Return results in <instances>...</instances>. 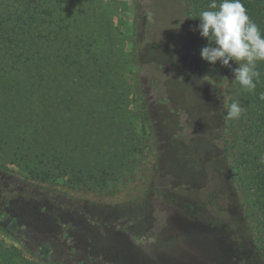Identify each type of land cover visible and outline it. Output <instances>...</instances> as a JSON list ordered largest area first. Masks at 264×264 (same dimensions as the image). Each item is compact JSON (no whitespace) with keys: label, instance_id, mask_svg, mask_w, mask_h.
Here are the masks:
<instances>
[{"label":"trees","instance_id":"1","mask_svg":"<svg viewBox=\"0 0 264 264\" xmlns=\"http://www.w3.org/2000/svg\"><path fill=\"white\" fill-rule=\"evenodd\" d=\"M74 1L81 0H0V60L15 51L27 56L37 45L51 52L47 61L53 53L58 57L55 43L60 24L68 16L64 7ZM170 1L180 11L185 41L174 45L169 66L144 52L138 67L146 58L153 69L165 75L164 83L170 73L193 97L190 107L171 109L176 118L168 135L161 121L162 103L156 102L153 109L152 103L144 100L140 111L143 142L152 141L158 151L149 185L158 181L173 192L158 200L156 188L149 187L137 202L119 207L85 204L54 194L50 199L29 200L18 194L6 201L0 198V220L8 225L13 222L18 230L11 232L0 224L17 242L0 239V264H45L40 251L44 244L75 264H258L254 252L264 262V101L259 99L264 92V62H258L261 80L255 91H244L231 71L238 67L235 62L223 67L219 61L210 65L200 57L208 41L199 34L198 17L208 10L211 0ZM242 3L264 35V0ZM34 56L33 62L40 61ZM233 101L245 111L240 119L227 120V107ZM199 114L203 115L201 127L197 126L200 134L186 141L181 131L189 121L181 117ZM145 148L147 145L142 146L141 155ZM39 154L34 158L38 161L28 159L33 161L28 165V177L43 181L47 173L40 177L44 170ZM36 163L40 167L33 166ZM196 173L203 175L199 184L183 179L189 175L194 179ZM107 174L79 168L70 180L112 191ZM168 177L178 180L168 182ZM5 181L0 171V187ZM198 188L206 192L205 200L183 199L182 189L194 192ZM191 212L202 217H193Z\"/></svg>","mask_w":264,"mask_h":264},{"label":"rangeland","instance_id":"2","mask_svg":"<svg viewBox=\"0 0 264 264\" xmlns=\"http://www.w3.org/2000/svg\"><path fill=\"white\" fill-rule=\"evenodd\" d=\"M64 8L68 16L60 24L55 43L58 57L53 53L47 61L51 52L41 45L32 47L27 56L17 51L11 57L1 54L6 56L0 60V171L6 181L0 198L6 201L18 194L29 200L50 199L54 194L80 203L119 207L137 202L149 187L156 188L158 200L171 195L169 185L170 193L158 181L149 185L158 151L152 141L143 142L140 111L144 100L153 109L156 102L162 103L161 121L168 135L176 118L171 109L190 107L193 97L168 72L164 83L165 75L146 58L139 68L138 59L145 52L170 65L174 45L185 41L179 9L170 0H81ZM33 55L40 61L33 62ZM201 115L181 117L189 121L181 131L186 141L200 134ZM143 145L147 148L141 155ZM36 154L43 160L40 177L47 173L43 181L28 177V165L33 162L28 159L34 160ZM79 168L95 174L106 171L113 190L70 180ZM183 179L196 185L203 175ZM16 187L19 190L14 191ZM181 192L187 202H202L207 195L203 188ZM0 239L17 244L1 225ZM259 259L258 264H264ZM44 261L75 264L53 250Z\"/></svg>","mask_w":264,"mask_h":264},{"label":"clouds","instance_id":"3","mask_svg":"<svg viewBox=\"0 0 264 264\" xmlns=\"http://www.w3.org/2000/svg\"><path fill=\"white\" fill-rule=\"evenodd\" d=\"M198 18L199 34L208 41L200 50L201 59L210 65L219 61L223 67L235 62L238 67L231 68L234 80L244 91L254 92L261 80L258 62H264V35L242 0H211L208 10L201 11ZM259 99L264 101V92ZM244 111L238 101H233L227 107L226 119L238 120Z\"/></svg>","mask_w":264,"mask_h":264},{"label":"flooded vegetation","instance_id":"4","mask_svg":"<svg viewBox=\"0 0 264 264\" xmlns=\"http://www.w3.org/2000/svg\"><path fill=\"white\" fill-rule=\"evenodd\" d=\"M0 224L2 225V226H5L7 229H9V231H10V229H11V232L14 230V229H16V227H15V224L12 222V223H10L9 225L8 224H6V223H4L2 220H0ZM40 251H41V253L43 254V258H44V260H47L48 259V255L50 254V253H52V249H51V247H49L48 245H42V247L40 248Z\"/></svg>","mask_w":264,"mask_h":264}]
</instances>
